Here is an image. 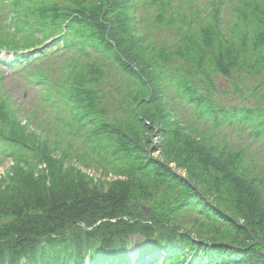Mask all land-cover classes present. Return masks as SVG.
<instances>
[{
	"label": "trees",
	"instance_id": "obj_1",
	"mask_svg": "<svg viewBox=\"0 0 264 264\" xmlns=\"http://www.w3.org/2000/svg\"><path fill=\"white\" fill-rule=\"evenodd\" d=\"M160 2L172 43L138 28L139 0H0V61L84 145L29 132L0 90V264H264V171L178 108L264 147V0H240L230 25L218 5L198 25L194 11L186 28ZM218 75L257 80L248 102H218Z\"/></svg>",
	"mask_w": 264,
	"mask_h": 264
},
{
	"label": "rangeland",
	"instance_id": "obj_2",
	"mask_svg": "<svg viewBox=\"0 0 264 264\" xmlns=\"http://www.w3.org/2000/svg\"><path fill=\"white\" fill-rule=\"evenodd\" d=\"M160 1L164 2L166 8L163 23H166L170 19V16L174 14L173 19L176 21L175 24L186 28L189 25L188 23L193 20L194 11H200L201 13L198 15V18L195 17L197 20L194 23L198 25L200 23L199 19L204 16L205 12L216 5L219 7V13L224 24L230 25L234 19V6L240 0H169V2H166L167 0H156V3H154L155 0H139L137 13L138 28L142 32L148 33L151 39L172 43L177 40L175 35L176 30L155 22V16L158 13V3H161ZM180 19H187V21L181 24L182 21ZM6 66L8 65H0V83L2 85V89L0 88V90L6 93L14 105L19 108L21 114H18V119L22 124L26 125L27 130L34 133L37 137L42 139L46 137L52 142H57L61 149L66 148L71 143V151L81 153L82 147L84 146L81 142L82 139L75 137L73 134H69L68 127H64L62 121L53 118L54 112L50 108H45V111L41 109L43 102L42 98L39 97V86L36 84L31 85L29 82L24 81L19 72H12ZM215 80L214 84L217 88L215 93L216 100L224 105L247 103L248 100L243 99L248 97L247 86L257 81L251 78L247 82H242L238 79L234 78L231 80L221 75L216 76ZM247 99H250V97ZM178 108L184 122L189 121L192 126L212 136L210 138L215 141L221 143L226 142L232 147L242 146L247 155L251 159L253 158L256 167L264 171V147L250 135L251 127L236 124L234 126L227 125L213 130V126L209 120L196 118L192 115L193 112L186 107L178 106ZM33 109H36L37 113ZM26 116H31V118L28 119ZM150 134L153 141L151 148L156 147L159 150L158 146L161 139L157 136L158 133L153 132ZM68 138H70V141L67 140ZM154 155L161 156L160 150L155 152ZM73 161L74 165L81 171L97 179L115 178L112 174L106 177L107 174L102 169H97L93 166L85 167L81 162ZM249 164H252L251 160H249ZM11 165L12 162L9 158L0 162V178L6 174ZM177 171L184 174V171L181 169Z\"/></svg>",
	"mask_w": 264,
	"mask_h": 264
}]
</instances>
